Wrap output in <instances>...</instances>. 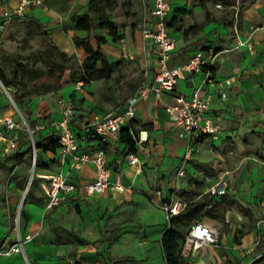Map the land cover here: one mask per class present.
<instances>
[{
    "label": "crops",
    "instance_id": "obj_1",
    "mask_svg": "<svg viewBox=\"0 0 264 264\" xmlns=\"http://www.w3.org/2000/svg\"><path fill=\"white\" fill-rule=\"evenodd\" d=\"M44 1L47 8H31L25 17L17 20L24 21L26 19L33 24L38 22L39 25L36 28L40 32H48L62 51L74 56V58L78 57L82 64L86 54L82 49L74 48L72 43H74L75 37L85 38L87 33L76 30L72 18L73 16L87 14L90 0ZM169 1L172 11L168 21L175 20L171 27H168L177 45L168 63L169 68L182 67L199 53L203 54L205 58L210 53H214L215 61L211 67L213 68L211 73L214 83L202 87L205 72L208 70L206 68L201 72H184V78L179 80L174 92H166L159 99L154 97L141 99L137 104L134 120L140 122V124H151L153 126L151 130L140 131L146 132L144 136L148 137L147 143L137 145V155L142 172L136 174V170L129 167L126 147L119 139L106 141L109 144V150L106 153L108 166L115 174L123 176L125 185L132 187V192L117 193L107 190L87 199L79 190L73 198L75 204L90 199L105 200L111 196L114 200H119L123 196L129 195L139 196L146 201L152 199L163 204L166 199L171 198L172 193L180 190L185 193L196 191L193 200L191 202L186 201L188 203L202 201L207 196L210 200H213V204H223L225 198L233 195L232 187L235 171L225 166L220 160L215 159L217 155L216 148L221 145L224 137L234 133L233 125L236 120L243 121L248 127L250 124H257L256 129L263 131L259 123L264 121V30L254 32V28L264 27V0H237L235 6L227 5L224 1L219 0ZM19 2L20 0H0V23L4 11L8 8L17 7ZM126 2H130L131 5L125 6L120 3L111 13V19L117 26V34L122 38L114 41L109 37L108 43L101 46V53L108 63L118 64L117 70L109 79L96 80L88 88L76 93L78 116L74 118L73 124L77 127L92 122L98 116L110 114L122 108L126 100L141 85L143 68L146 63L149 64L151 69L150 82L154 83L155 70L158 65L157 56L150 40H147L144 36V31L151 29L154 21L150 15L151 0H127ZM179 10L186 13H179ZM229 10L236 11V19L230 26H226L225 21L222 23L218 20V16L220 13ZM11 23L8 24L6 31ZM223 34L224 36H222ZM102 35H105V33L98 30L97 36ZM237 37L243 42H249V40L253 42L254 52H251L247 46H239ZM249 37L251 38L249 39ZM93 45L96 47L95 42H93ZM0 47H2L1 44ZM124 50L132 54L135 59H124L122 57ZM228 79L233 80L230 85L225 83ZM219 82H223V91L227 93L226 100H223L219 95L221 91ZM200 87L202 88V95L211 94L213 97L210 114L222 119V130L219 139L216 141L209 137L201 140L191 139L184 128L175 125L169 118L167 109L174 105L175 97L178 94L190 97ZM261 92L262 97H259ZM63 97L68 98L65 95ZM53 118L59 119V112L54 114ZM262 133L264 137V132ZM81 144L92 152L99 149V142L95 138L83 141ZM190 145L194 148V153L192 160L186 166L187 177L178 178V169L182 166L187 147ZM19 152L18 150L16 154H19ZM211 161H213V165L211 164L212 170H210L209 178L214 182H219L224 177L229 179L228 195L223 199L210 196L208 191L211 184L206 181V178H198L200 175L198 172L201 168L206 167V164L211 163ZM56 164L58 165L57 170L51 171L48 169V172H64L65 174L70 172L69 166L62 167L58 160H56ZM16 170L17 168L13 169V174ZM227 173L228 176H226ZM72 174L74 175V181L82 185L93 182L96 178L93 166H86L83 170L74 171ZM20 181L22 182L21 179L17 180V182ZM197 181L202 182L197 184ZM17 182L12 181V184L16 186ZM252 191L251 194L241 195L245 199H249L251 195L255 197L253 206L256 230L253 231L251 236L245 237L243 240L244 245L250 241L254 244L256 236L260 233L257 225L258 220L264 217V192L260 191L259 188ZM42 196L46 208L47 200L43 192ZM176 198L182 200L178 195ZM229 214L230 212L225 215L226 223L230 222ZM209 225L220 231V243L216 247H207L205 255L202 257L197 256L198 260L195 261V264H225L216 251L222 246L225 235L222 234L216 223ZM19 233L23 237L34 234L28 232L22 234L16 229L14 239L11 240L8 237L1 244L6 240L14 242ZM237 233L240 236L243 235L240 230ZM236 238L234 241H236ZM239 239L241 241V238ZM29 243L25 244L26 251ZM41 244L43 242L38 243V246H43ZM226 252L231 253L229 249ZM205 257H208L209 261L205 260ZM10 258H14V261L20 258L22 264H25L21 255ZM74 261L77 262L78 260ZM53 264L64 263L54 262Z\"/></svg>",
    "mask_w": 264,
    "mask_h": 264
},
{
    "label": "rangeland",
    "instance_id": "obj_2",
    "mask_svg": "<svg viewBox=\"0 0 264 264\" xmlns=\"http://www.w3.org/2000/svg\"><path fill=\"white\" fill-rule=\"evenodd\" d=\"M235 19V10L224 11L218 16V20L222 23L225 21L226 26H230ZM0 44V54L7 58L5 68L9 78L19 70V64H28L40 76L27 88L21 87L18 90L10 87L11 96L20 112L31 124L53 118L59 112V102L63 96L68 99L71 97L77 81L71 78L70 73H81L80 59L75 57L69 64L71 71L68 70L61 79L47 72L39 54L49 48V42L36 25L26 19L14 20L7 31H0ZM72 45L76 48L74 43ZM43 72L45 74L42 76ZM1 83L0 80V102L9 106L8 111L15 112L10 106L8 95L2 91ZM259 97H262V92ZM259 124L264 132V121ZM256 128L257 124L248 127L243 121L236 120L234 133L224 137L221 145L216 148L215 159L235 171L233 195L225 198L223 204H213V200L207 196L202 200L210 201L218 210L216 225L225 238L222 246L215 250L225 264H264L263 243L256 247L252 241L245 245L243 241L256 230L253 206L255 197L251 195L245 199L241 195L251 194L256 188L264 192V137ZM39 140L38 134L36 142ZM30 149L28 138L21 134L19 154L25 156L18 155L0 162V244L8 237L14 239L16 229L22 234L38 230L39 235L30 241L26 251L32 264H67L70 260H78L76 264H166L160 239L168 221L161 202L152 199L146 201L131 195L114 200L111 196L105 200L90 199L76 204L71 202L52 212L46 211L39 184L33 196L26 192L34 170L31 155H26ZM212 162L198 172V178H206L210 187L217 183L209 178ZM57 167L56 155L51 150L38 151L36 172L41 173L45 168L56 171ZM14 168H17L15 174ZM18 179H24V182H17ZM12 181L17 182L16 186ZM200 182L197 181V184ZM196 189L198 191V187ZM180 191H177V195L188 202L193 200L196 192ZM228 212L230 222L226 223L225 215ZM187 230L182 232L186 233ZM239 230L243 235H238ZM236 237L241 238V245L234 241ZM41 242L43 246L39 247L38 243ZM228 249L230 254L226 252ZM198 257L190 255L185 258L197 261ZM204 259L209 261L208 257ZM0 264H22V260L0 258Z\"/></svg>",
    "mask_w": 264,
    "mask_h": 264
},
{
    "label": "built area",
    "instance_id": "obj_3",
    "mask_svg": "<svg viewBox=\"0 0 264 264\" xmlns=\"http://www.w3.org/2000/svg\"><path fill=\"white\" fill-rule=\"evenodd\" d=\"M37 7L47 8L46 2L44 0H20L17 7L6 9L0 23V31H4L12 21L25 17L29 9ZM171 11L172 6L169 0H151L150 15L154 21L151 29L144 31V36L147 40H150L157 56L158 65L155 70L154 83L150 82L151 69L149 64L146 63L143 68L141 85L126 100L122 108L110 114L98 116L92 122L85 123L81 127L73 124L74 118L78 116V110L71 97L70 99L63 97L60 100L59 119L46 118L31 124L28 118L18 109L11 96V89L1 83L2 91L8 95L10 106L14 108L15 112H2L0 110V161H7L16 154L20 148L21 134L28 138L31 144L30 151L34 167L28 185L32 184L34 178L38 179L39 187L47 200L46 211H52L55 208L73 202L74 195L79 190L87 199L107 190L117 193L132 192V187L125 185L123 176L115 174L110 169L107 154L104 150L98 149L92 152L85 145H82L81 142L91 138H101L104 142L110 139H119L122 128L128 126L136 118V107L141 99L150 97L159 99L166 92H174L179 80L184 78V72H201L204 68H210L214 64V53H210L207 58L199 53L184 66L175 69L169 68L168 63L177 46L168 27V18ZM261 30H264V27L254 28V32ZM237 39L239 38L237 37ZM238 45L247 46L251 52H254V44L250 40L249 42H243L239 39ZM122 57L124 59H135L126 50L123 51ZM232 81V79H228L225 83L230 85ZM93 82L87 83L85 80H78L73 91L80 92L92 85ZM213 83V75L207 70L202 87ZM218 84L221 87L219 95L223 100H226L227 93L223 91V82ZM201 90V87L198 88L190 97L178 94L175 97L174 105L167 109L169 118L172 123L184 128L191 139L201 140L209 137L216 141L219 139L222 130V119L210 114L213 97L211 94L202 95ZM38 134L41 139L39 142L49 143L50 138L56 140L58 144L56 160L62 167L69 166L70 172L66 174L64 172L53 173L51 171L36 172L38 156L36 135ZM145 134L146 132H140L136 139L137 145H144L148 142V137L144 136ZM193 153L194 148L191 145L188 146L182 166L178 169V178L187 177L186 166L192 160ZM127 160L129 167L136 170V174L142 172L137 153L128 154ZM86 166L94 167L95 180L84 185L76 183L72 172H79ZM226 176H228V173ZM228 190L229 179L224 177L213 185L208 193L212 197L223 199L228 195ZM176 196L177 191L162 204V209L168 222L172 217L185 211L189 204L186 201L176 199ZM211 206L209 205V208ZM257 225L260 233L254 241L256 247L261 244L264 238V217L258 220ZM38 234L39 232H35L32 235L23 237L19 233L14 242L6 240L0 244V258L21 255L25 264H31L26 254L25 244ZM220 240L221 233L216 227L202 221H195L191 224L186 234L182 254L185 257L190 255L202 257L205 255L207 247L218 246ZM67 264H76V262L70 260Z\"/></svg>",
    "mask_w": 264,
    "mask_h": 264
},
{
    "label": "trees",
    "instance_id": "obj_4",
    "mask_svg": "<svg viewBox=\"0 0 264 264\" xmlns=\"http://www.w3.org/2000/svg\"><path fill=\"white\" fill-rule=\"evenodd\" d=\"M127 0H90L88 13L83 16H73L72 20L75 23V29L85 31L87 36L85 38H74V45L80 48L86 54V58L81 64V73H70L71 78L74 81L85 80L87 83L96 80L109 79L117 70L118 64H109L101 53V46L108 43V38L111 37L114 41L122 38L117 34V26L111 19L112 11L120 4L125 6L131 5ZM224 1L227 5L235 6L236 0H219ZM179 13H186L185 11H178ZM168 21V26L174 22ZM38 27V22H34ZM100 30L105 35L97 36V31ZM180 30V28H178ZM41 35L49 42V48L45 49L39 54L40 61L44 64L46 71L56 75L57 79H61L64 74L70 70L69 64L74 61V56H70L68 53L62 51L56 42L51 38L48 32H40ZM93 42L96 43L94 47ZM1 49V47H0ZM7 58L0 54V80L5 87H15L18 90L27 88L30 83L36 82L40 76L37 71L32 70L28 64H19L18 71L15 72L11 78L8 77L5 68ZM102 65V67H100ZM205 69V68H204ZM210 72H213V68H206ZM21 71V72H19ZM71 71V70H70ZM45 74L43 72L42 76ZM27 80V81H25ZM22 91V90H21ZM77 92H73L71 99L77 106ZM8 105H3L0 102V110L2 112L8 111ZM5 110V111H4ZM153 126L151 124H140V122L132 120L128 126L122 128L119 141L125 145L127 154L137 153V142L141 130H151ZM99 142V149L104 150L106 153L109 150V144L104 142L101 138H95ZM58 144L53 138L49 139V143L38 142L37 149L39 150H51L54 155H57ZM24 157L25 154H16V156ZM26 155H31V151H28ZM48 171V168L43 169L42 172ZM24 179L22 180V183ZM38 179L34 178L32 185L28 191L29 196H33L36 186L38 185ZM211 202L197 201L189 203L185 211L174 216L168 222L166 229L161 235V246L165 258L166 264H195L193 260H187L183 256V248L191 224L195 221H202L209 224H215L219 219L218 210L212 205ZM188 229L186 233L182 230ZM242 233V232H241ZM58 239V236H56ZM236 242L241 244L239 238H236ZM264 245V238L262 240Z\"/></svg>",
    "mask_w": 264,
    "mask_h": 264
},
{
    "label": "water",
    "instance_id": "obj_5",
    "mask_svg": "<svg viewBox=\"0 0 264 264\" xmlns=\"http://www.w3.org/2000/svg\"><path fill=\"white\" fill-rule=\"evenodd\" d=\"M29 187H30L29 185L26 187V192H28V190H29Z\"/></svg>",
    "mask_w": 264,
    "mask_h": 264
}]
</instances>
